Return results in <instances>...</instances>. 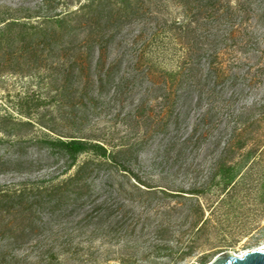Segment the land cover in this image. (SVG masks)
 I'll return each mask as SVG.
<instances>
[{
    "label": "trees",
    "instance_id": "16d2710c",
    "mask_svg": "<svg viewBox=\"0 0 264 264\" xmlns=\"http://www.w3.org/2000/svg\"><path fill=\"white\" fill-rule=\"evenodd\" d=\"M78 1L66 10L58 9L60 0L21 3L0 16V70H44L53 91L49 98L33 96L36 120L0 116V129L13 135L39 124L57 133L11 141L0 156V173L58 163L64 173L80 152L97 154L57 182L25 180L20 186H0V264L19 262L16 250L33 238H38V245L53 234L68 235L66 241L73 229L90 225L96 232L112 223L126 225L134 219L133 204L143 191L182 194L145 183L142 152L161 134L164 148L153 163L175 165L187 156L189 146H200L215 131L225 104L240 101L264 77V64L245 68L247 61L239 54L261 50L262 35L251 20L264 25V0H175L185 10L179 19L166 15L155 0ZM143 24L150 29L147 37L143 30L132 33L131 28ZM162 31H169L185 49L175 69L161 67L149 52ZM103 105L119 108L116 114L126 126L124 133L99 141L63 130L84 131L104 111ZM259 125L260 118L241 129L235 125L213 181L225 187L234 182L264 141L263 132L255 130ZM249 143L242 159L232 158L236 149ZM132 178L148 188L143 190ZM45 213L51 216L44 218ZM77 213L79 217H71ZM56 221L74 224L54 231ZM45 243L54 253L55 239Z\"/></svg>",
    "mask_w": 264,
    "mask_h": 264
},
{
    "label": "rangeland",
    "instance_id": "374dc122",
    "mask_svg": "<svg viewBox=\"0 0 264 264\" xmlns=\"http://www.w3.org/2000/svg\"><path fill=\"white\" fill-rule=\"evenodd\" d=\"M38 1L0 0V16L10 14L11 7L18 4L34 5ZM155 1L170 18L185 17L181 3L175 0ZM79 3L78 0H60L58 9L74 8ZM251 21L255 31L262 35L261 50L258 53L239 54L247 61L245 68L253 65L254 70L257 65L264 64V25L256 18ZM155 24L156 21L153 22ZM142 30L143 37H147L150 29L145 24L131 28L133 34ZM149 52L161 67L175 69L185 49L169 31H162ZM52 94L44 70L30 73L12 68L0 70V116L36 120L38 112L33 104V96L49 98ZM151 101L156 103L155 99ZM103 106L104 111L95 116L84 131L69 127L63 130L69 134L90 135L93 140H106L124 133L126 126L116 114L119 108L112 110L107 105ZM126 108H130V105ZM197 113L195 111L191 119L190 128L196 121ZM256 118H260V125L255 130L262 131L264 139V77L251 85L250 93L240 101L225 104L217 114L216 120L221 122L215 131L200 146H189L187 156L175 165L153 163L155 158L160 159L158 154L164 148V144L160 143L161 134L155 136L142 152L144 170L147 171L142 173L145 183L153 185V188H165L182 194H168L161 189H157V192L143 191V195L133 204L136 211L134 219L126 225L112 223L99 232L93 230V225L85 229H73L66 241L64 239L68 235L65 234L59 238H54L53 234L38 245L35 244L38 238L30 239L16 250L20 261L10 264H208L216 254L225 250L243 254L249 249L263 246L264 141L256 146L253 156L229 186L225 187L217 179H211L217 160L223 153L225 140L235 125L241 129ZM56 135V132L39 124L32 130L13 135L0 129V156L10 148L11 141ZM251 145L249 143L236 149L232 158L242 159ZM95 156L97 154L93 150L80 152L75 165L64 173H60V163L35 171H4L0 173V186H20L25 180H35L41 184L57 182L73 173L82 161ZM132 181L141 185L143 190L148 188L133 178ZM126 185L134 187L131 182ZM43 216L49 218L51 214L45 213ZM79 216L80 213H77L71 217ZM54 224L55 231L63 225L74 223L56 221ZM47 233L52 234L51 231ZM54 239L57 245L52 253L44 242Z\"/></svg>",
    "mask_w": 264,
    "mask_h": 264
},
{
    "label": "water",
    "instance_id": "95a60500",
    "mask_svg": "<svg viewBox=\"0 0 264 264\" xmlns=\"http://www.w3.org/2000/svg\"><path fill=\"white\" fill-rule=\"evenodd\" d=\"M208 264H264V246L249 249L241 255L225 250L216 254Z\"/></svg>",
    "mask_w": 264,
    "mask_h": 264
},
{
    "label": "bare ground",
    "instance_id": "6f19581e",
    "mask_svg": "<svg viewBox=\"0 0 264 264\" xmlns=\"http://www.w3.org/2000/svg\"><path fill=\"white\" fill-rule=\"evenodd\" d=\"M264 246V245H263ZM241 255V254H240Z\"/></svg>",
    "mask_w": 264,
    "mask_h": 264
}]
</instances>
